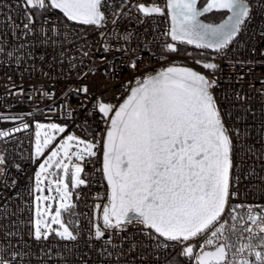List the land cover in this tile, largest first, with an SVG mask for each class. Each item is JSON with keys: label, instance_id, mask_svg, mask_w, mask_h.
Here are the masks:
<instances>
[{"label": "snow or ice", "instance_id": "6c2138e0", "mask_svg": "<svg viewBox=\"0 0 264 264\" xmlns=\"http://www.w3.org/2000/svg\"><path fill=\"white\" fill-rule=\"evenodd\" d=\"M18 5L23 6L27 21L23 24L24 36L33 33L37 13L44 16V24H50L51 31L58 34V23L47 15L53 10H59L67 21L104 28L99 33L105 40L103 52H119L118 58L129 73L119 80L123 91L106 98L105 93L116 87L112 81L121 76V66L114 63L117 57L112 61L104 55L100 57L106 68L101 73L104 80L97 83L80 82L88 81L89 74L95 75L96 67L84 66L86 70L77 71L78 84L74 89L70 87L69 93L82 96L81 106L84 101L92 104L89 115L98 117L103 124L102 130L91 138L68 133L49 148L56 134L64 133L68 125L35 121L33 161L45 157V149L49 151L34 174L35 208L30 222L34 239L46 241L53 234L67 241L80 238L82 214L75 211L79 205L73 202L74 193L66 178L70 176L72 189L87 185L88 179L82 176L85 164L102 152L106 202L94 206L96 210L102 208V213L93 214L87 229L89 241L102 242L98 249L100 255H125L122 243L114 241L127 240L129 225H138L137 230L149 239L155 251L175 252L169 264H184L185 259L189 264H264V215L261 214L264 206L230 203L239 195L232 190L230 173L240 132L226 126L224 112L214 95L220 66L214 62L215 57L194 60L195 65L210 71L178 65L169 59L180 54L178 44L211 49L225 58L253 18L256 0H163V3L123 0L111 21L106 0H18ZM125 6L135 9L138 16L166 18L168 27L160 33L163 41L160 36H153L152 40L137 37L133 46L135 34L125 31L117 33L116 43L110 44L107 24L111 22L115 31L118 18L131 15V10L127 13L122 10ZM261 10L264 12V6ZM206 14L222 18L218 22L206 21L202 18ZM8 19L11 20V16ZM261 19L264 23V15ZM153 48L157 51L152 52ZM14 51L5 55L11 57ZM0 52L4 49L0 48ZM146 52L149 60L157 58L162 65L152 69L150 64H145ZM251 52L264 56V48L255 45ZM85 57H89V52L82 51L81 65ZM249 62L237 59L231 63L243 67ZM69 67L71 70L77 65ZM260 83L264 84V80ZM94 89H99V94ZM69 93H65V97ZM237 99H241L238 93ZM24 115L6 116L5 119L21 123L10 131L0 129V138H10L21 129H29ZM26 115L34 119L32 113ZM73 158L77 162L73 163ZM7 174V153L0 151V177L6 182ZM15 183L13 179L11 184ZM45 191L47 195L43 194ZM254 207H259L260 211H254ZM245 208L246 219L239 211ZM241 230L248 233L247 237ZM109 245L112 251L108 250ZM10 247V244L0 246V264H21L17 257L22 259L27 253L10 250ZM135 248L136 243H132L129 251ZM51 252L48 249L47 254ZM115 264H119V259Z\"/></svg>", "mask_w": 264, "mask_h": 264}, {"label": "built area", "instance_id": "2783aa9c", "mask_svg": "<svg viewBox=\"0 0 264 264\" xmlns=\"http://www.w3.org/2000/svg\"><path fill=\"white\" fill-rule=\"evenodd\" d=\"M160 2L163 3V0ZM122 3L123 0H106V4L110 6L109 21L121 8ZM262 6L264 0H256L253 18L248 21L246 30L240 34L239 41L232 45L225 58H221L210 49L203 50L197 49L194 45L179 44L180 54L169 58L178 65L186 64L203 70L201 66L194 64V60L215 57L214 62L220 66L214 95L224 112L226 126L239 129L240 132L239 139L235 141L234 167L230 173L232 190L239 194L230 200L234 205L264 206V94H261L264 84L260 83L264 80V56L251 52L253 45L264 48ZM122 10L125 13L131 10V15L126 14L123 18H118L115 31L111 22L107 24V32L111 33L108 38L110 44L116 43L117 33L129 31L135 34L133 36L135 46L137 37L152 40L153 36H160L168 27L164 17L138 16L135 9H129V6ZM47 15L51 21L58 23V34L53 33L50 24H44V16L37 13L33 33L24 36L23 24L27 21L24 18L23 6L18 5V0H0V48L4 49V52H0V129L10 131L13 127H19L20 120L5 119L6 116L16 114H25L24 120L30 125L29 129H21L10 138H0V151L7 153L8 169L7 182L0 177V246L10 244L12 246L10 250L27 253L22 259L17 257L21 264H85V262L115 264L117 259L119 264H168L170 258L175 256V252L155 251L149 239L137 230L138 225L136 227L129 225L126 232L127 240L114 241L117 244L122 243L125 255L119 257L115 253L111 257L100 255L98 249L102 242L89 241L88 221L95 212L102 213V208L96 210L94 206L106 202L107 182L101 170L102 152L98 153V158H93L85 164L82 176L87 178L89 183L72 190L73 202L79 205L75 211L82 214L79 217L83 232L80 238L77 241H67L53 234L46 241H36L31 235L34 230L30 223L34 211V174L39 162L49 151L45 149V157L33 161L31 153L35 144V121L68 125L65 132L59 133L49 148L58 144L68 133L91 138L102 130L103 124L99 122L98 117L89 115L92 104L84 101L81 106L82 96H77L74 92L69 93L70 87L74 89L78 84L77 71L86 70L84 66L96 67L98 70L95 75L89 74L88 81L80 82L97 83L104 80L101 73L106 68L100 57L104 55L109 61L117 57L114 63L121 66V76L112 81L116 87L105 93L106 98L121 93L123 89L119 85V80L129 75L126 66L118 58L119 52L113 51L111 54L103 52L105 40L99 33L104 31V28L98 29L95 25L67 21L59 10H53ZM9 16L11 20L8 19ZM138 20H142L143 23H139ZM16 25L19 27L16 28ZM49 38L54 39L55 43ZM163 39L164 37L160 36L161 42ZM21 44L25 47L20 48ZM84 45L86 46L82 48ZM14 49L11 57L5 55ZM82 51L89 52V57L84 58L83 65L80 64ZM151 51L156 52L157 49L153 48ZM144 55V63L150 64L152 69L159 68L163 63L157 58L149 60L147 52ZM237 59H246L250 62L243 67L239 64L233 65L231 62ZM70 64L77 67L70 70ZM20 88L23 89L22 92L19 91ZM94 91L97 94L100 92L99 89ZM45 92L54 95H43ZM65 93H69L67 97ZM237 93L241 99H237ZM27 113H32L34 119L28 117ZM72 162L77 161L73 158ZM17 164L19 168L15 167ZM13 179L16 181L14 185L11 184ZM253 210L260 211V208L254 207ZM239 211L246 219L247 209ZM261 214L264 215V212ZM242 234L244 237L248 235L247 232ZM132 243H136V248L129 251ZM90 244L93 246L89 247ZM48 249L52 250L50 255L47 254ZM108 250L112 251L111 245L108 246ZM184 262L189 264L186 259Z\"/></svg>", "mask_w": 264, "mask_h": 264}, {"label": "rangeland", "instance_id": "374dc122", "mask_svg": "<svg viewBox=\"0 0 264 264\" xmlns=\"http://www.w3.org/2000/svg\"><path fill=\"white\" fill-rule=\"evenodd\" d=\"M57 137H58V134H56V138H57ZM45 158H46V157H45ZM66 162H67V161H66ZM51 171H59V170L51 169ZM60 174H61V175L63 174L62 171L60 172ZM55 178H56V177H53V179H55ZM66 180L69 181L70 190L72 191L73 189L71 188V185H70V176L67 177ZM44 186H45V188H46V186H47V181H45ZM43 194H44V195H47L48 193H47V191H45ZM34 195H35V194H34ZM53 195H55V193H53ZM34 208H35V205H34ZM53 210H54V208H53ZM64 218H65V220L68 219L66 216H65ZM33 219H34V211H33Z\"/></svg>", "mask_w": 264, "mask_h": 264}, {"label": "trees", "instance_id": "16d2710c", "mask_svg": "<svg viewBox=\"0 0 264 264\" xmlns=\"http://www.w3.org/2000/svg\"><path fill=\"white\" fill-rule=\"evenodd\" d=\"M203 19H205V20H209V19H214V20H216L217 22L219 21V19L220 18H222L221 16H219V15H216V16H208L207 14H206V16L205 17H202ZM172 257H174V256H172ZM171 259V258H170ZM169 264V263H168ZM184 264H185V262H184Z\"/></svg>", "mask_w": 264, "mask_h": 264}, {"label": "water", "instance_id": "95a60500", "mask_svg": "<svg viewBox=\"0 0 264 264\" xmlns=\"http://www.w3.org/2000/svg\"><path fill=\"white\" fill-rule=\"evenodd\" d=\"M207 21V20H206ZM211 50V49H210ZM212 51H214V50H212Z\"/></svg>", "mask_w": 264, "mask_h": 264}]
</instances>
